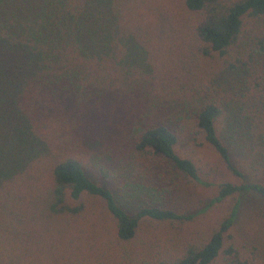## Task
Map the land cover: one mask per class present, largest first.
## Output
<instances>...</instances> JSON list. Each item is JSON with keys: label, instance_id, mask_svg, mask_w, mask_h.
<instances>
[{"label": "trees", "instance_id": "16d2710c", "mask_svg": "<svg viewBox=\"0 0 264 264\" xmlns=\"http://www.w3.org/2000/svg\"><path fill=\"white\" fill-rule=\"evenodd\" d=\"M178 1L197 17L192 32L202 44V55L228 54L247 30H254L255 45L264 52L259 34L264 0ZM169 2L176 4L141 0L138 12L136 0H0V264H39L35 254L41 233L68 243L81 222L93 220L89 201L102 202L120 242L131 241L144 220L188 219L165 207L127 210L112 189L89 177L82 154L104 112L119 107L126 111L127 98L142 99L151 107L158 104L155 95L165 84L149 64L155 40L168 50L188 48L184 39L179 43L178 18L165 7ZM186 55L195 57L191 49ZM199 103L193 117L198 133L227 169L243 178L217 130L220 105ZM255 109L259 117L249 118L255 124L249 133L259 136L264 160V96ZM150 122L136 130L135 150L158 156L190 180L207 185L193 161L176 153L174 131ZM97 169L108 174L103 167ZM246 193L264 199V186L224 183L212 203ZM238 208L237 201L207 241L165 264H214L221 254L227 257L225 264H249L233 247L224 249Z\"/></svg>", "mask_w": 264, "mask_h": 264}, {"label": "rangeland", "instance_id": "374dc122", "mask_svg": "<svg viewBox=\"0 0 264 264\" xmlns=\"http://www.w3.org/2000/svg\"><path fill=\"white\" fill-rule=\"evenodd\" d=\"M140 2L136 0L138 12L142 10ZM165 7L178 18L179 43L184 39L188 48L168 50L155 40L149 64L154 77L165 84L155 95L158 104L151 107L142 99L135 102L127 98L126 111L119 107L104 112L102 123L93 128L94 137L85 142L82 154L89 177L112 189L127 210L165 207L188 219L144 220L131 241L120 242L115 222L102 202L85 199L94 208L93 220L81 222L68 243L51 241L41 233L35 252L39 264H165L181 257L187 248L207 241L237 201V218L224 249L233 247L239 258L249 264H264V199L246 193L212 203L224 183L239 185L245 181L264 186L260 138L249 133L255 125L249 118L259 117L255 107L258 98L264 96V52L255 45L254 30H247L228 54L204 56L198 51L202 44L192 32L197 17L185 12L178 0ZM155 18L154 14L152 23ZM259 31L264 37V23ZM187 49L195 57L187 56ZM207 100L221 107L217 130L243 178L227 169L194 126V112L200 101ZM150 121L167 124L174 131L178 139L176 153L193 161L199 178L207 185L190 180L158 156H144L135 150L136 130ZM98 167L105 168L108 174L99 173ZM77 204L71 202L73 206ZM226 258L221 254L214 264H225Z\"/></svg>", "mask_w": 264, "mask_h": 264}]
</instances>
